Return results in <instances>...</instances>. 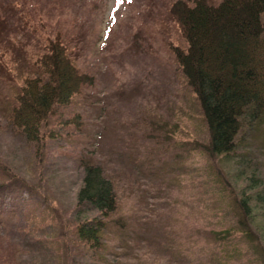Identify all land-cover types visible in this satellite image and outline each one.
Returning a JSON list of instances; mask_svg holds the SVG:
<instances>
[{
  "label": "rangeland",
  "instance_id": "374dc122",
  "mask_svg": "<svg viewBox=\"0 0 264 264\" xmlns=\"http://www.w3.org/2000/svg\"><path fill=\"white\" fill-rule=\"evenodd\" d=\"M21 1L37 31L0 72V264H264L262 203L250 216L262 245L213 233L236 223L232 200L246 191L252 156L240 145L227 156L205 149L206 123L172 50L185 44L166 18L175 0ZM57 31L95 79L30 140L8 104ZM246 138L264 185V151ZM84 154L102 160L118 195L98 250L75 233L99 213L76 210Z\"/></svg>",
  "mask_w": 264,
  "mask_h": 264
},
{
  "label": "trees",
  "instance_id": "16d2710c",
  "mask_svg": "<svg viewBox=\"0 0 264 264\" xmlns=\"http://www.w3.org/2000/svg\"><path fill=\"white\" fill-rule=\"evenodd\" d=\"M32 12L21 0H0V72L7 70L4 56L27 55V39L37 31ZM166 18L178 26L185 41L172 50L206 123V151L211 156H227L240 145L252 156L247 158L250 171L246 191L232 200L236 223L213 233L220 240L240 233L253 246L262 245L251 217L257 214L253 211L257 203L264 205L263 179L259 161H252L256 155L246 150L244 140L249 135L251 139L258 136L252 145L264 151V0H175ZM46 40L47 50L34 59L35 74L24 77L14 94L16 104H8L12 123L30 140H37L39 126L57 106L69 103L95 79L93 73L75 63L73 51L59 31ZM79 116L75 117L77 122ZM84 155L76 210L83 206L96 208L99 213L81 221L75 233L86 246L98 250L104 246L102 235L108 216L118 207V195L114 176L102 160ZM248 189L253 191L248 193Z\"/></svg>",
  "mask_w": 264,
  "mask_h": 264
}]
</instances>
